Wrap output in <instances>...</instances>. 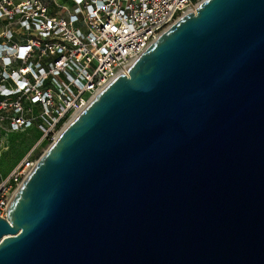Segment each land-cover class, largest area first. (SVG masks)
Masks as SVG:
<instances>
[{"label": "water", "instance_id": "1", "mask_svg": "<svg viewBox=\"0 0 264 264\" xmlns=\"http://www.w3.org/2000/svg\"><path fill=\"white\" fill-rule=\"evenodd\" d=\"M0 264H264V0H201L70 118Z\"/></svg>", "mask_w": 264, "mask_h": 264}, {"label": "built area", "instance_id": "2", "mask_svg": "<svg viewBox=\"0 0 264 264\" xmlns=\"http://www.w3.org/2000/svg\"><path fill=\"white\" fill-rule=\"evenodd\" d=\"M200 1L0 0V111L11 108L12 126L26 128L33 118L22 101L40 103L50 132L62 128ZM36 161L27 156L1 177L0 216Z\"/></svg>", "mask_w": 264, "mask_h": 264}, {"label": "rangeland", "instance_id": "3", "mask_svg": "<svg viewBox=\"0 0 264 264\" xmlns=\"http://www.w3.org/2000/svg\"><path fill=\"white\" fill-rule=\"evenodd\" d=\"M21 106L23 114L33 118L32 125L26 128L12 126L14 113L11 108L0 111V178L9 175L27 156L38 160L54 140L57 130L61 129L55 127L54 132H50L53 120L44 114V107L40 103L23 100Z\"/></svg>", "mask_w": 264, "mask_h": 264}, {"label": "trees", "instance_id": "4", "mask_svg": "<svg viewBox=\"0 0 264 264\" xmlns=\"http://www.w3.org/2000/svg\"><path fill=\"white\" fill-rule=\"evenodd\" d=\"M17 95L14 94L13 97L15 98ZM3 98V95H0V99ZM1 179V178H0Z\"/></svg>", "mask_w": 264, "mask_h": 264}]
</instances>
